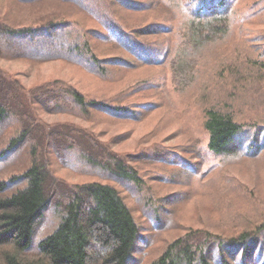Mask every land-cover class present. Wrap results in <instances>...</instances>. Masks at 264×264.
<instances>
[{"label": "trees", "instance_id": "16d2710c", "mask_svg": "<svg viewBox=\"0 0 264 264\" xmlns=\"http://www.w3.org/2000/svg\"><path fill=\"white\" fill-rule=\"evenodd\" d=\"M250 17L264 22V0H0L1 60L30 67L60 61L114 85L126 83L129 73L139 71V77L150 71L128 83L127 90L96 98L63 79L25 87L17 73L0 66V264H128L147 237L117 185H132L140 193L138 166L97 136L65 124L49 127L42 114L135 122L140 110L122 105L158 87L168 72L175 84L190 81L197 52L188 51L225 43L231 27L238 20L247 24ZM259 50L237 57L228 49L209 64L211 72L225 70L229 88H241L230 98L233 104H243L255 83L264 95V47ZM257 70H262L258 78ZM234 113L205 106L202 127L210 154L246 153L238 137L250 131L249 146L254 148L257 136H264V123L245 122ZM54 162L97 180L67 185L68 179L55 174ZM172 200L166 198L165 206ZM139 210L155 215L145 205ZM155 219L159 226L162 222ZM211 231L184 224L183 234L167 243L152 264H264L263 218ZM38 232L43 236L36 252H30Z\"/></svg>", "mask_w": 264, "mask_h": 264}, {"label": "rangeland", "instance_id": "374dc122", "mask_svg": "<svg viewBox=\"0 0 264 264\" xmlns=\"http://www.w3.org/2000/svg\"><path fill=\"white\" fill-rule=\"evenodd\" d=\"M143 18L144 15H141L140 20ZM258 18L255 21L250 17L247 24L238 20L222 40L225 43L219 46L209 49L202 45L200 51L197 46L191 48L188 52L197 54L193 55L195 69L191 75L194 77L187 83L175 84L174 80L169 79V72L162 76L165 80H160L162 72L159 71L158 87L152 86L145 93H137L129 103L122 105L140 110L135 122L130 119L107 120L109 118L102 116L86 119L72 114H42L49 127L65 124L89 137L97 136L109 150L138 166L143 184L140 193L132 185L128 188L117 185L145 227L143 232L147 237L138 243L139 246L137 244L128 264H152L167 243L183 234L184 224L193 228H209L211 232L217 233L224 228L231 229L237 223L241 225L264 219V136H257L258 145L251 148L250 131L242 134L236 141L243 142L242 147L248 148L246 153L218 157L207 151V135L202 127L206 105L221 106L235 112L236 118L248 120L245 122L264 123V95H260L257 90L259 85L255 83L253 92L248 89L243 104H233L230 98L241 88L235 85L229 88L225 70L219 67L211 72L209 65L216 56H223L228 49L233 50L237 57H242L245 51L251 56L248 49L259 54V47H264L261 37L264 34V22L258 21ZM0 66L17 73L25 87L44 80L63 79L86 95L96 98L112 96L126 89L128 83H134L150 73L146 70V74L138 77L139 71L132 72L126 76V83L114 85L60 61L30 67L23 62L0 59ZM261 71L255 72L256 78V73ZM224 95L228 97L227 100L221 99ZM24 101L27 104L26 97ZM150 103H157V107L142 112V107ZM54 167L55 174L68 179L65 181L67 185L97 180L76 175L56 162ZM166 198H173L167 206ZM54 203L55 199L51 200L47 208L51 210ZM142 205L152 209L155 215L138 211ZM155 218L162 222L159 226L154 224ZM38 220L33 225L38 224ZM42 236L40 232L34 234L30 252H36L35 245Z\"/></svg>", "mask_w": 264, "mask_h": 264}]
</instances>
